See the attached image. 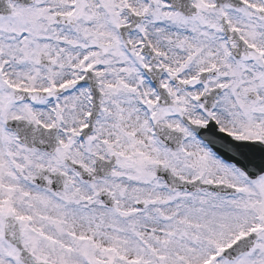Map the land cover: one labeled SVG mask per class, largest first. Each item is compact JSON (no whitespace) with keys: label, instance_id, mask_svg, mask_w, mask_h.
<instances>
[{"label":"snow or ice","instance_id":"6c2138e0","mask_svg":"<svg viewBox=\"0 0 264 264\" xmlns=\"http://www.w3.org/2000/svg\"><path fill=\"white\" fill-rule=\"evenodd\" d=\"M0 264H264V0H0Z\"/></svg>","mask_w":264,"mask_h":264}]
</instances>
